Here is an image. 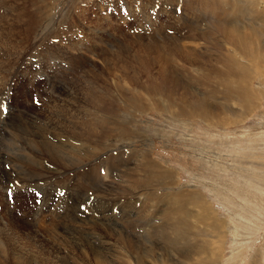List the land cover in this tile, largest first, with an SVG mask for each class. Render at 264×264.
<instances>
[{
    "label": "bare ground",
    "instance_id": "bare-ground-1",
    "mask_svg": "<svg viewBox=\"0 0 264 264\" xmlns=\"http://www.w3.org/2000/svg\"><path fill=\"white\" fill-rule=\"evenodd\" d=\"M6 1L0 4V86L5 87L9 80L10 86L20 80L19 84L29 81V74H37L38 66L43 70L44 79L30 80L31 88L41 90L39 107L29 101L27 91L24 106L19 105L21 101L16 97L8 118L0 122V192L5 194L6 181H12L3 164L10 165L20 175L14 177L20 182L51 179L47 185L57 174L52 166L60 165L59 171H71L76 177L74 185L78 189L70 185L67 192H79V186H83L79 181L83 179L85 185L99 189L102 200L119 201L126 196L137 201L146 196L148 206L141 207V212L148 214L151 208L155 224H150L148 231L145 228L144 238L138 234L135 239L134 235L125 236L123 226L118 227L121 218L114 219L118 221L114 223L107 215L97 221L86 216L79 223L63 217L46 225V235L50 237L44 238L37 232L24 235L17 226L4 222L8 212L3 213L2 209L0 264H145L149 261V264H184L194 255H200L196 264L217 263L227 231L217 220L212 203L195 185L189 187L192 189L182 185L178 191L158 194L155 189L160 184L165 188L178 185V174L152 158L150 151H132L126 157L124 152L106 156L104 175H100L99 168L83 171L79 177L77 171L100 161L114 147L113 142L132 140L137 135L136 112L155 108L177 118L197 117L209 124L226 125L245 118L256 105L250 80L264 76V0H185L180 16L171 11L166 17L156 16L146 22V30L137 27L143 21L137 23L138 17H135L129 25L136 28V37L132 33L124 34L123 23L111 27L110 35L109 31L100 30L101 25L94 26L91 34L83 29L79 33L74 29V21L67 19L65 28L69 31L52 30L36 42L27 37L31 34L28 27H37L45 19L46 0H34L33 15L24 19L16 15L20 11L14 1ZM139 1L142 6H148L156 0ZM193 6L201 7L202 18L194 15L199 7ZM127 8L131 11V5ZM189 11L194 22L187 19L185 13ZM24 22L27 31L15 27ZM166 28L172 32L164 34ZM116 32L122 35L120 40ZM19 34L23 36L17 39ZM59 34L67 43L64 47L51 42ZM159 51L170 55L169 61L164 55L168 65L163 64ZM86 53L100 55L104 65L97 66ZM34 57L37 58L32 62ZM172 60L194 67L199 75L193 76L188 68H175ZM154 73L161 74V78ZM197 85L203 93L197 94ZM230 104L239 106L240 112ZM17 114L26 120V127L23 124L21 130L19 124L13 127L15 124L10 120L13 135L8 141L6 125L8 119H17ZM55 123L65 130L58 129ZM19 144L30 148L34 158L27 156ZM43 158L48 159L50 167L43 163ZM32 161L42 170L34 168ZM130 162L132 166L128 165ZM112 171L116 172L117 180L113 179ZM61 182H55L56 186ZM137 229L131 226L129 232L134 234ZM110 234L113 235L111 242L107 239ZM149 236L160 237L161 241L146 245ZM188 240L193 244L186 248ZM170 251L176 252L174 256H169Z\"/></svg>",
    "mask_w": 264,
    "mask_h": 264
},
{
    "label": "rangeland",
    "instance_id": "rangeland-1",
    "mask_svg": "<svg viewBox=\"0 0 264 264\" xmlns=\"http://www.w3.org/2000/svg\"><path fill=\"white\" fill-rule=\"evenodd\" d=\"M3 1L6 0H0V4H2ZM13 1L20 11V13L16 14L17 16L19 15L18 17L24 19L25 17L33 15L34 0ZM170 2V0H156L154 2L150 1L148 6H142V2L139 0L135 2L131 0H46L45 5L47 6L44 7L46 10V15L45 13L44 15L46 17L42 21L43 23L41 22L37 27L34 25H31L32 27L30 25L29 27L27 26L32 34L27 35V37L31 38L32 42H36L49 32L55 31L57 33H64L66 32L64 30H67L65 27L69 19L74 21V29L77 30V32L83 33V29L84 31L86 30L88 34L92 33L91 29L96 28L94 26L101 25L102 29L100 30L109 31L110 35L112 33L111 27L116 28L118 24L123 23L122 30L124 34H128L127 36H129L131 33L134 34L136 32V28L132 29L131 25H129L135 17H138L137 23L140 20L143 21V23L137 27L141 30H146V28H148L144 27L148 26L146 22L149 19H156V16L157 18L162 17V15L166 17L167 15L165 14H170V11L176 16H180L183 13L182 4L185 5V0ZM128 5H131V11L128 10ZM196 7L199 8L194 11V15H200L199 18H202L200 6H193L191 8ZM1 8L2 7H0V11H2ZM185 14L189 17L187 18L189 21H195L190 11ZM205 16L207 20L208 16L206 14ZM25 23L26 22L21 25L17 24L15 27H17L18 30L27 31ZM4 28L8 30L14 29L11 26H4ZM164 32V34H169L172 31L169 32V29L166 28ZM22 36L21 34L17 35V39ZM115 36L118 40L122 38L119 32H116ZM132 37H136V35L134 34ZM64 41V38H62L60 34L58 38L53 37L51 39V42L59 44L61 47L67 45L66 41ZM26 43L27 42H25V44ZM196 49L198 50L200 48ZM161 53L164 59H162L163 64L168 65L170 55L166 51ZM164 55H166L168 61L164 58ZM86 56L90 57V61L93 59L94 61L92 62H95L97 66L100 67L101 64V66L104 65L101 62L100 55L91 56L90 53H86ZM36 58L37 57H34L32 62L35 61ZM171 63L172 65H176L175 68L182 67L183 70L188 68L189 73L193 76L199 75V72H197L194 67L184 65L181 61L172 60ZM62 64L66 66L65 61H63ZM88 66H90V64ZM80 67L82 68V66ZM77 70L80 72L81 69L78 68ZM36 73L37 74L31 73L32 75L29 74V81L23 80L21 84H19L20 80L17 83L15 82L16 84L14 83L13 86H10L11 81L9 80V83L5 87L0 86V122L8 118L9 113L14 108L16 97L21 101L19 105L24 106V96L27 91V98H29V101L31 99L32 102H30L36 107L41 105V99L39 97L41 90L39 91L33 86L32 88L30 87L31 79H44V75L42 74L43 70L39 68V66ZM156 74L157 73H154V76L161 78V74ZM250 83L249 87L253 94L256 95L254 96V104L256 105L249 110V114L245 118L242 120L239 119L240 121L237 118L236 121L239 122L236 123L235 121L234 124L227 125L223 123L209 124L197 117L177 118L165 111H157L155 108L136 112L135 131L137 135L133 136L132 140L119 142H113L112 140L111 142H113L114 147H110L108 153L99 158L100 161L96 160V163H94L92 167H80L77 171V176L79 177L83 171L89 170L90 168H94V170L99 168L100 175H104L106 173L104 168L106 163L104 160L108 155L115 156L118 152H124V157H126L132 151H150L152 158L161 162L173 172L176 171L178 174L179 184L172 187L168 186L167 188L160 184L155 189L158 194L178 191L182 185V187L185 186L188 188L195 185V188L201 191L205 198L212 203V208L216 211L217 220L223 223L224 229L227 231L223 239L224 244L220 253L221 257L217 263L213 264H264V76L253 77ZM197 90L199 92H196L197 94L204 92L202 87L198 85ZM2 91L4 92L1 93ZM29 105L30 104H28V106ZM230 105L231 108L240 112L239 106L236 104ZM17 115V119H8L9 121L6 125L7 129H5L8 131L6 132L8 141L10 140L9 137L13 135L11 134L13 131H10V120L11 123L15 124L12 125L13 127L19 124L20 130L22 129L21 126L26 123L25 119L20 118L19 114ZM124 116L127 117L128 114L125 113ZM231 119H234V117ZM57 125L58 124H56V127ZM57 128L65 130L61 125H58ZM249 135L251 137H249ZM14 141L17 142V139ZM107 143L110 145L109 140H107ZM19 147L27 156L34 158L33 155L35 156V154L30 148H25L20 144ZM43 163L50 167L48 159L43 158ZM95 164L98 167H95ZM31 165L38 170H42L35 161H32ZM128 165L132 166L133 162H130ZM3 167H6L5 171L7 170L12 179V181H6L7 183L5 184V194H8V196L6 197L4 193L0 192V210L3 209V213L6 211L8 212L6 218L4 217L5 219L3 218V220L4 222L7 220L12 225L17 226L19 230L21 229V232L25 233L24 235L30 232L32 234L37 232L44 238H49L50 236L46 235V225L51 221H56L58 218L63 217H67V220L71 218L70 220H75L79 223H81L80 220L86 216H92V219L97 221L99 218L107 215L108 217L110 216V220L112 219L114 223L118 222L114 219L121 218L119 220L120 222H118L120 224L118 227L123 226L125 236L134 235L136 236L135 239L138 238V234L144 238V235H146L144 233L145 228L148 231V229L152 227L150 224H155L150 213L151 208H147L148 214L150 213L149 215L147 212H141V207L146 208L148 206V204H146L148 200L146 196L142 195L141 199H137V201H131V199L126 196L122 197L123 199L120 198L119 201L114 200L115 202L102 200L103 197L100 196L102 194L99 189L97 190L94 187L88 186V183L85 185L83 179L79 181L83 183L82 187L79 186V188L83 190L80 189L79 192L77 191L75 194L70 191L67 192L70 185H73V189H78L77 185H74L76 177L71 171H59L60 165L52 166L57 174L54 175V180L50 185L47 184L51 182V179H47L46 181L22 180L20 182L18 179H14L16 175L18 177L20 175H18L10 165L3 164ZM114 172H111L112 176H115L116 172ZM67 178H69V181H67ZM106 179L107 178H105V180ZM113 179L117 180L118 177L115 176ZM60 180H63V182H61L59 186H56L55 182ZM20 183L23 184L21 185ZM44 183L46 185H44ZM30 185L31 187H29ZM9 190H13L12 193L15 191L12 195L11 202L9 200ZM37 192L40 193L39 203H37ZM125 195H127V193H125ZM131 226L137 227L139 231L136 230L134 234H131L129 232ZM111 227L112 230L113 224ZM108 237L107 239L111 242L113 240V235L110 234ZM207 237L208 236L205 237V241H208L207 239H209V237ZM23 239L26 240L25 238ZM29 241L30 245L33 246L34 243H31L33 242L31 237ZM160 241V237L154 238L149 236L147 238L148 243L145 242V244L149 245ZM186 243L188 245H186ZM186 243V248L191 247L193 244L190 240ZM181 245H183V243H181ZM124 248H126V246H124ZM175 253L174 251H170L169 256H174ZM199 258L200 255L199 257L194 255L191 261H186L184 264H196ZM130 262L134 263L133 261ZM149 263L150 261L145 264Z\"/></svg>",
    "mask_w": 264,
    "mask_h": 264
},
{
    "label": "snow or ice",
    "instance_id": "snow-or-ice-1",
    "mask_svg": "<svg viewBox=\"0 0 264 264\" xmlns=\"http://www.w3.org/2000/svg\"><path fill=\"white\" fill-rule=\"evenodd\" d=\"M12 195H13V193L11 192V190H9V200H10V202H11ZM36 197H37V203H39L40 193L37 192L36 193Z\"/></svg>",
    "mask_w": 264,
    "mask_h": 264
}]
</instances>
